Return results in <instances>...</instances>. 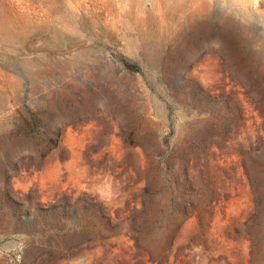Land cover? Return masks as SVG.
Masks as SVG:
<instances>
[{
  "label": "rangeland",
  "instance_id": "1",
  "mask_svg": "<svg viewBox=\"0 0 264 264\" xmlns=\"http://www.w3.org/2000/svg\"><path fill=\"white\" fill-rule=\"evenodd\" d=\"M0 264H264V0H0Z\"/></svg>",
  "mask_w": 264,
  "mask_h": 264
}]
</instances>
